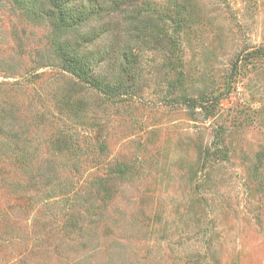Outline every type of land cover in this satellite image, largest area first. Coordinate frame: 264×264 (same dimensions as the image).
<instances>
[{"label":"rangeland","instance_id":"obj_1","mask_svg":"<svg viewBox=\"0 0 264 264\" xmlns=\"http://www.w3.org/2000/svg\"><path fill=\"white\" fill-rule=\"evenodd\" d=\"M124 7L91 22L136 56L107 98L0 0V264H264V0Z\"/></svg>","mask_w":264,"mask_h":264},{"label":"trees","instance_id":"obj_2","mask_svg":"<svg viewBox=\"0 0 264 264\" xmlns=\"http://www.w3.org/2000/svg\"><path fill=\"white\" fill-rule=\"evenodd\" d=\"M14 1L24 12H32L36 18L48 19L53 23L54 50L62 59L64 69L72 76L107 98H114L127 91L126 87L131 85L128 84L131 81L129 75L131 77L132 74L129 65L131 61H136L133 50L124 44L121 51L115 54L108 50L92 49L91 45L102 37L103 29L100 30L98 26L92 27L91 22L105 14L120 12L131 0ZM87 25L91 26L88 30H81ZM127 33L129 36L128 29ZM105 62L106 67L116 70L101 72L100 66Z\"/></svg>","mask_w":264,"mask_h":264}]
</instances>
